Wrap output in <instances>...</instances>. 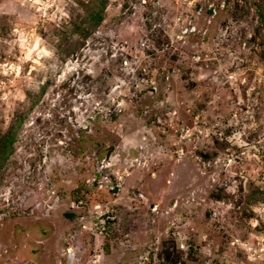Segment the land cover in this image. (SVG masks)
Instances as JSON below:
<instances>
[{"label": "rangeland", "instance_id": "374dc122", "mask_svg": "<svg viewBox=\"0 0 264 264\" xmlns=\"http://www.w3.org/2000/svg\"><path fill=\"white\" fill-rule=\"evenodd\" d=\"M2 135L0 264H264V0H0Z\"/></svg>", "mask_w": 264, "mask_h": 264}, {"label": "trees", "instance_id": "16d2710c", "mask_svg": "<svg viewBox=\"0 0 264 264\" xmlns=\"http://www.w3.org/2000/svg\"><path fill=\"white\" fill-rule=\"evenodd\" d=\"M97 18V17H96ZM101 21V17L99 19L94 20V24H99ZM84 30V29H83ZM9 138H13V135L10 134ZM11 144V140L7 138V135L0 137V171H3L6 167L8 157L10 155L9 151H7L8 145ZM69 216H73L70 214Z\"/></svg>", "mask_w": 264, "mask_h": 264}, {"label": "built area", "instance_id": "2783aa9c", "mask_svg": "<svg viewBox=\"0 0 264 264\" xmlns=\"http://www.w3.org/2000/svg\"><path fill=\"white\" fill-rule=\"evenodd\" d=\"M106 214H110V213H106Z\"/></svg>", "mask_w": 264, "mask_h": 264}, {"label": "clouds", "instance_id": "9594fccd", "mask_svg": "<svg viewBox=\"0 0 264 264\" xmlns=\"http://www.w3.org/2000/svg\"><path fill=\"white\" fill-rule=\"evenodd\" d=\"M105 216H107V215H105Z\"/></svg>", "mask_w": 264, "mask_h": 264}]
</instances>
